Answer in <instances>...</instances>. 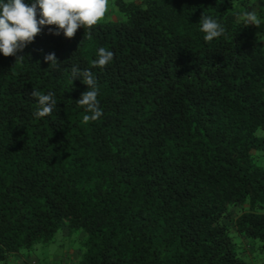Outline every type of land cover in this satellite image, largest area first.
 Listing matches in <instances>:
<instances>
[{"label": "trees", "instance_id": "1", "mask_svg": "<svg viewBox=\"0 0 264 264\" xmlns=\"http://www.w3.org/2000/svg\"><path fill=\"white\" fill-rule=\"evenodd\" d=\"M261 3L115 0L90 39L45 27L22 63L0 53V264H33L61 230L73 247L52 264H264V24L234 15L264 20ZM203 12L226 29L211 43ZM73 66L99 88L88 124ZM33 88L55 94L50 116Z\"/></svg>", "mask_w": 264, "mask_h": 264}, {"label": "clouds", "instance_id": "2", "mask_svg": "<svg viewBox=\"0 0 264 264\" xmlns=\"http://www.w3.org/2000/svg\"><path fill=\"white\" fill-rule=\"evenodd\" d=\"M217 2L221 3L222 0ZM232 5V8L236 7L235 0H232ZM260 7H264V4L261 3ZM107 11L108 0H29L27 4L24 0H0V53L6 58L14 56L15 64L22 63L25 56L20 53L34 42V38L42 33L45 27L49 28L50 34H63L68 39L74 38L77 30L83 28L85 39H90L93 26L104 18ZM234 15L244 27L255 25L259 28L264 24L257 6H249ZM198 24L205 42L211 43L225 35L224 25L204 12ZM113 58L112 51L100 47L96 59L92 61V67L103 69ZM44 59L49 67L58 66L59 61L55 53L47 54ZM72 76L74 80L81 78L88 86V90L76 100L77 105L85 112L82 123L96 121L103 115V111L99 107V88L95 76L91 69L81 70L77 66L72 67ZM54 95L53 92L44 94L33 88L31 96L36 101L33 118L42 119L52 114L57 104Z\"/></svg>", "mask_w": 264, "mask_h": 264}, {"label": "rangeland", "instance_id": "3", "mask_svg": "<svg viewBox=\"0 0 264 264\" xmlns=\"http://www.w3.org/2000/svg\"><path fill=\"white\" fill-rule=\"evenodd\" d=\"M117 10L115 0H108V11L100 21L108 20L112 17H118L119 13L116 12ZM61 231L56 235L53 243L48 246H40L30 257L27 255L28 257L25 256L24 259L26 260L27 258L28 261L33 264H52L58 262L59 259L67 258L65 257L66 252L70 251L73 247L74 239H71L70 235L62 233Z\"/></svg>", "mask_w": 264, "mask_h": 264}]
</instances>
